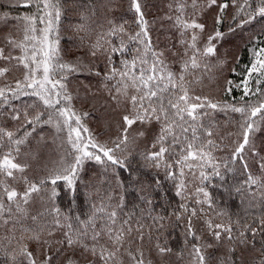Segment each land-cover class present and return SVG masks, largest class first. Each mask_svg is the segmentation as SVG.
Instances as JSON below:
<instances>
[{
	"label": "snow or ice",
	"instance_id": "obj_1",
	"mask_svg": "<svg viewBox=\"0 0 264 264\" xmlns=\"http://www.w3.org/2000/svg\"><path fill=\"white\" fill-rule=\"evenodd\" d=\"M122 2L99 0L87 10L80 9L78 23L71 26L84 34L79 37L80 46L89 39L87 55L104 57L103 73L80 56L65 59L61 46L65 0H9L10 8L26 10V14L0 13V61L4 62L0 65V117L14 122L12 128L0 123V229L5 233L0 256L4 264H154L149 258L153 251L164 264L173 249L166 237L161 239L162 221L170 217L149 213L154 226L159 225L153 240L139 220L133 223L131 215L121 216L123 197L116 204L111 203V194L102 197L91 204L83 219L56 203L61 184L75 199L80 173L89 161L102 172L84 184L86 189H95L99 195L98 185L109 172L122 187L117 169H128L125 154L137 139L148 135L153 124L157 130L141 156L145 166L163 167L169 178L178 180L175 194L181 198L180 210L171 215L183 231L187 264H264V142L258 143L256 135L264 132V0H170L169 11L159 19L170 21L178 46L165 43L163 48L154 45L150 35L154 22L146 18L147 0H126L136 30H130L126 19L105 17L107 28L97 31L98 10L115 12ZM235 35L246 36L251 58L243 72L232 69L233 75L242 78H224L221 88L218 81L228 59L219 48ZM170 39L165 35L166 41ZM16 71H21L20 77L10 80L9 74ZM85 72L99 78L101 87L94 91L82 84L74 90L72 77ZM81 88L83 99L103 91L108 101L123 110L114 138L102 141L85 123L89 112L75 104L82 99ZM213 89L225 97L234 91L241 95L238 100L214 97ZM24 97L30 99L13 103ZM217 113L228 118L224 125L216 121ZM44 126L54 128L57 135L66 132L70 150L57 166L33 179L27 175L30 163L21 159L22 146ZM226 127L234 130L225 131ZM218 151L230 155L218 162ZM237 164L245 179L235 191L247 198L246 217L233 220L216 207L203 186L188 194L187 175L201 185L211 177L223 181L225 172L238 171ZM174 166L179 168L178 176L171 171ZM85 195L91 199L92 192ZM37 198L45 209L32 214L29 206ZM215 217L226 220L217 222ZM146 241L151 245L148 249ZM252 253L246 262V254ZM177 255L184 258L183 252Z\"/></svg>",
	"mask_w": 264,
	"mask_h": 264
},
{
	"label": "trees",
	"instance_id": "obj_2",
	"mask_svg": "<svg viewBox=\"0 0 264 264\" xmlns=\"http://www.w3.org/2000/svg\"><path fill=\"white\" fill-rule=\"evenodd\" d=\"M99 0H65L66 14L61 19L62 29V41L61 46L65 49V59H71L75 56H80L85 64H94L95 68L102 73L105 70L104 57L97 56L93 58L87 55V43L89 39L86 38L85 45L80 46L79 37L84 35L83 33L77 34L72 30L71 26L75 25L79 21V10L85 9L96 3ZM170 0H147V7L145 9L146 18L150 22H154L150 28V35L152 37L154 45L163 48L165 43L178 46V36L175 30L169 27L170 21L160 20L165 13L169 11L168 4ZM9 12L10 15L23 16L26 14V10L18 8H10L9 0H0V13ZM115 18L117 21L120 18L129 21L130 30H136V25L132 23V14L127 12V2L123 0L118 11L107 12L106 9H99L95 17V24L97 31H102L107 28L106 18ZM14 23V22H13ZM103 26V27H101ZM0 27H3L0 25ZM3 33L0 32V36ZM95 33L92 34L91 40H95ZM165 35L170 37V42L165 40ZM245 37L235 35L229 37L223 42L219 51L221 54L227 53L228 64L225 66L221 79L218 81L221 88L223 87L224 78H232L239 80L242 77L239 75H233L232 69L235 68L237 73L244 71L245 66L249 64L251 54L245 47ZM4 62L0 61V65ZM22 71V70H21ZM21 71H16L9 74V79L19 78ZM88 84L93 87V90L100 88L99 78L89 75L87 72L72 77V84L70 85L74 90L78 85ZM197 88V92H199ZM205 94L208 93V89H204ZM82 99L75 101L76 107L82 111L89 112V117L85 121L87 126L97 134L100 139L107 140L110 137L114 138L118 135L117 126L121 121L122 109L115 106L114 103L108 101L107 94L103 91L99 92L96 97L88 96L87 99H83V91L81 88ZM211 95L214 97H220L225 99H239L241 92L234 91L231 97H225L218 89H213ZM30 98L24 97L20 101H13L14 104L20 105L23 102H27ZM238 118V116H237ZM216 121L220 125H224L227 121V117L223 113H217L215 116ZM0 123L6 127L12 128L14 122L0 117ZM157 125L153 124L149 129L148 135L144 138H139L135 144L130 145L129 153L127 155L128 169H117L118 178L122 182L123 186L117 184V176H113L111 172L108 173V178L104 183L98 185L100 188V194L95 193V189H86L84 184L90 179L96 178L102 169L99 165L89 161L85 164L84 170L80 173L82 180L78 185V190L75 199L66 191L61 184L58 191L61 195L57 198V205L70 215H79L81 218H86L91 209L92 203H99L100 199L108 194H111L113 199L112 204H116L120 197H123L122 208L119 210L121 216L127 218L131 215L133 223L139 220L144 225V231L147 235L151 232L153 240L155 239L154 221L151 216H166L170 217L162 221L164 227L161 229V239L167 238V244L173 249V252L169 254L164 264H187L188 254L183 243L184 236L182 228L177 226L178 222L175 220V216L171 213L179 211V204L181 198L176 196V183L178 180H173L166 175L167 169L161 167L159 169L145 166L146 162L143 160L141 153L145 151L146 145L152 139V133L157 130ZM225 131L234 130L225 128ZM257 142H264V132L257 133ZM43 137V139H41ZM66 132L59 135L56 134L55 129L50 126H44L37 129L36 133L30 137V141L27 145L22 146L21 159H27L31 167L28 170L27 175L33 179H39L45 175L47 168H51L58 165L60 159L66 155L69 146L65 142ZM227 143V141H225ZM35 155L36 159H32ZM218 162L220 158L230 155L227 151L215 152ZM252 171L257 172L255 164L251 165ZM238 171L236 173L225 172V179L221 181L217 177H211L209 181H205L203 185L200 184L198 179H194L190 174L185 177L188 182V194L194 193L195 188L203 186L212 196L215 205L220 210H225L233 220L237 218H244L248 215L247 198L241 196L235 191V187L239 186L245 179V176L241 174L240 166L237 164ZM177 176L179 175L178 166H174L171 169ZM187 169L185 172L187 173ZM211 172V169L207 170ZM222 171H224L222 169ZM92 192L91 199H89L85 193ZM145 198L152 201L149 205L146 203ZM192 207H196L192 201H187ZM45 204L39 199H35L29 206V211L32 214H38L44 211ZM151 213V216L149 215ZM219 222L225 217H215ZM196 226L199 228L200 222H196ZM5 235L3 229H0V239ZM151 245L146 241L145 248L148 249ZM183 252L184 258L178 259V253ZM146 255L148 253L146 252ZM255 255L246 254V262L251 259V256ZM154 261V264H161L160 258L156 256L153 251L149 256ZM0 264H4L3 257L0 256Z\"/></svg>",
	"mask_w": 264,
	"mask_h": 264
}]
</instances>
